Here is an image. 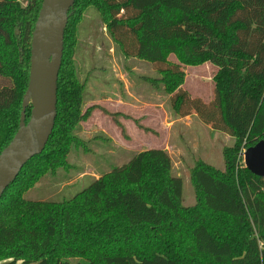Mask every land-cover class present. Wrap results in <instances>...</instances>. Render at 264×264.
<instances>
[{"label": "trees", "instance_id": "16d2710c", "mask_svg": "<svg viewBox=\"0 0 264 264\" xmlns=\"http://www.w3.org/2000/svg\"><path fill=\"white\" fill-rule=\"evenodd\" d=\"M42 0H0V152L18 129L31 37ZM93 8L124 55L166 64L159 72L174 110L191 112L234 142L224 169L198 161L195 203H182V179L168 152L144 149L62 201L24 194L47 172L67 168L82 110L84 82L74 60L77 20ZM217 67L214 98L181 89L171 64ZM54 127L0 198V264H264V178L238 152L264 139V0H74L64 30ZM183 106L192 111L181 112ZM121 131L118 112L110 113ZM30 116L26 108L25 120ZM75 260V263L72 262Z\"/></svg>", "mask_w": 264, "mask_h": 264}, {"label": "rangeland", "instance_id": "374dc122", "mask_svg": "<svg viewBox=\"0 0 264 264\" xmlns=\"http://www.w3.org/2000/svg\"><path fill=\"white\" fill-rule=\"evenodd\" d=\"M77 24L74 60L78 76L84 82L82 110L94 107L89 117L77 125L75 134L81 144L71 146L66 157L69 166L44 174L24 197L46 201L68 199L101 174L128 162L137 152L161 148L170 156L173 173L182 179L183 205H193L192 167L202 161L224 169L223 151L233 144V137L211 128L192 112L186 116L176 112L171 103L173 93L165 89V79L159 72L168 65L124 55L95 9L84 10ZM168 61L179 63L184 71L182 90L191 98L212 102L215 65L210 62L186 65L174 54L168 56ZM4 84L7 80L0 77V87ZM99 107L122 114L117 119L124 132ZM186 111L192 110L183 106L181 112ZM243 151L245 147L238 152V159L244 166Z\"/></svg>", "mask_w": 264, "mask_h": 264}, {"label": "water", "instance_id": "95a60500", "mask_svg": "<svg viewBox=\"0 0 264 264\" xmlns=\"http://www.w3.org/2000/svg\"><path fill=\"white\" fill-rule=\"evenodd\" d=\"M74 0H42L31 37L27 88L23 94L18 129L0 152V198L24 164L40 154L54 127L57 78L64 30ZM30 106L29 119L25 120ZM244 166L264 178V139L242 152Z\"/></svg>", "mask_w": 264, "mask_h": 264}]
</instances>
